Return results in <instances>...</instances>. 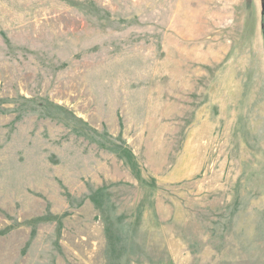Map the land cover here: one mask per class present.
<instances>
[{"label": "rangeland", "instance_id": "1", "mask_svg": "<svg viewBox=\"0 0 264 264\" xmlns=\"http://www.w3.org/2000/svg\"><path fill=\"white\" fill-rule=\"evenodd\" d=\"M257 158L260 0H0V264H199Z\"/></svg>", "mask_w": 264, "mask_h": 264}, {"label": "crops", "instance_id": "2", "mask_svg": "<svg viewBox=\"0 0 264 264\" xmlns=\"http://www.w3.org/2000/svg\"><path fill=\"white\" fill-rule=\"evenodd\" d=\"M239 188L247 194L248 211L213 212L231 217V221L203 226L208 236L197 245L192 242L193 257L199 254V264H264V159L257 158Z\"/></svg>", "mask_w": 264, "mask_h": 264}, {"label": "trees", "instance_id": "3", "mask_svg": "<svg viewBox=\"0 0 264 264\" xmlns=\"http://www.w3.org/2000/svg\"><path fill=\"white\" fill-rule=\"evenodd\" d=\"M261 31L263 34V44H264V14L261 16Z\"/></svg>", "mask_w": 264, "mask_h": 264}, {"label": "water", "instance_id": "4", "mask_svg": "<svg viewBox=\"0 0 264 264\" xmlns=\"http://www.w3.org/2000/svg\"><path fill=\"white\" fill-rule=\"evenodd\" d=\"M261 16L264 14V0H260Z\"/></svg>", "mask_w": 264, "mask_h": 264}]
</instances>
